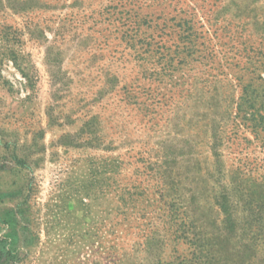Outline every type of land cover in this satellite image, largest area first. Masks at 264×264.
I'll return each instance as SVG.
<instances>
[{
  "label": "rangeland",
  "instance_id": "374dc122",
  "mask_svg": "<svg viewBox=\"0 0 264 264\" xmlns=\"http://www.w3.org/2000/svg\"><path fill=\"white\" fill-rule=\"evenodd\" d=\"M193 249L264 264V0H0V264Z\"/></svg>",
  "mask_w": 264,
  "mask_h": 264
},
{
  "label": "trees",
  "instance_id": "16d2710c",
  "mask_svg": "<svg viewBox=\"0 0 264 264\" xmlns=\"http://www.w3.org/2000/svg\"><path fill=\"white\" fill-rule=\"evenodd\" d=\"M179 238L181 240L182 237L180 236ZM186 238H188V237H186ZM189 241H191L190 243L192 245L193 243H196L198 240L195 237H191L189 239ZM196 253H197L196 250L193 249V251L189 252L187 255L179 254L178 257H176V259L180 258L179 259L180 260V264L185 263V261L188 262L189 264H199L200 263L199 257H197ZM163 264H173V262L172 261H165ZM176 264H179V263H176Z\"/></svg>",
  "mask_w": 264,
  "mask_h": 264
}]
</instances>
